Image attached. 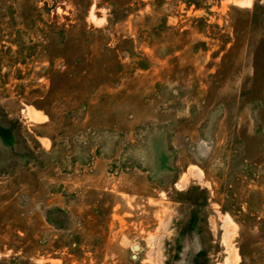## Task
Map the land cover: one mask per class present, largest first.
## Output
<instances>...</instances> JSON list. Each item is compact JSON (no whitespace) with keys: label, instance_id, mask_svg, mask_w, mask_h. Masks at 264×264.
<instances>
[{"label":"rangeland","instance_id":"rangeland-1","mask_svg":"<svg viewBox=\"0 0 264 264\" xmlns=\"http://www.w3.org/2000/svg\"><path fill=\"white\" fill-rule=\"evenodd\" d=\"M248 207L264 0H0V264H264Z\"/></svg>","mask_w":264,"mask_h":264},{"label":"trees","instance_id":"trees-1","mask_svg":"<svg viewBox=\"0 0 264 264\" xmlns=\"http://www.w3.org/2000/svg\"><path fill=\"white\" fill-rule=\"evenodd\" d=\"M122 8H125L126 6L124 2L116 4V6L111 10L112 13L116 10H120ZM241 211V218L238 217V221L241 225L248 224L251 221H254L257 225V230H258V236L259 237H264V216H260L259 218L256 217V213H253L252 210L248 207L246 211ZM240 255L243 256L245 254L242 246L240 245Z\"/></svg>","mask_w":264,"mask_h":264},{"label":"bare ground","instance_id":"bare-ground-1","mask_svg":"<svg viewBox=\"0 0 264 264\" xmlns=\"http://www.w3.org/2000/svg\"><path fill=\"white\" fill-rule=\"evenodd\" d=\"M31 112V111H30ZM34 113H36V112H34ZM137 247V246H136ZM231 251V250H230ZM233 251V250H232ZM230 252V254H232V253H234V252ZM234 256V255H233ZM233 256L232 255H230L227 259V261L226 262H228V264H233ZM235 259V258H234ZM235 263V262H234ZM236 264V263H235Z\"/></svg>","mask_w":264,"mask_h":264}]
</instances>
